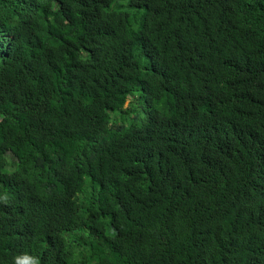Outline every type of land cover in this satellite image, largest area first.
<instances>
[{"label":"trees","instance_id":"1","mask_svg":"<svg viewBox=\"0 0 264 264\" xmlns=\"http://www.w3.org/2000/svg\"><path fill=\"white\" fill-rule=\"evenodd\" d=\"M0 264H264V0H0Z\"/></svg>","mask_w":264,"mask_h":264},{"label":"rangeland","instance_id":"2","mask_svg":"<svg viewBox=\"0 0 264 264\" xmlns=\"http://www.w3.org/2000/svg\"><path fill=\"white\" fill-rule=\"evenodd\" d=\"M140 93H136L135 96H132V98H135V97H139ZM143 108L141 107V110ZM144 119V114L141 112L139 115H138V118H137V122H141L142 120ZM134 121V116H132L131 118H127V122L126 124H130Z\"/></svg>","mask_w":264,"mask_h":264}]
</instances>
